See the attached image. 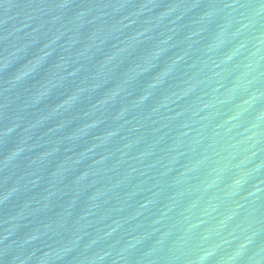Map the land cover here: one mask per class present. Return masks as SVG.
<instances>
[{
    "label": "water",
    "instance_id": "obj_1",
    "mask_svg": "<svg viewBox=\"0 0 264 264\" xmlns=\"http://www.w3.org/2000/svg\"><path fill=\"white\" fill-rule=\"evenodd\" d=\"M0 264H264V0H0Z\"/></svg>",
    "mask_w": 264,
    "mask_h": 264
}]
</instances>
